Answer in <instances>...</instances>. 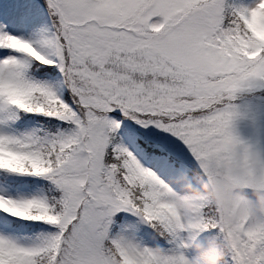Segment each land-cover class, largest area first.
Masks as SVG:
<instances>
[{"label": "snow or ice", "instance_id": "obj_1", "mask_svg": "<svg viewBox=\"0 0 264 264\" xmlns=\"http://www.w3.org/2000/svg\"><path fill=\"white\" fill-rule=\"evenodd\" d=\"M264 100V0H0V264H264V215L203 194ZM194 209V210H193Z\"/></svg>", "mask_w": 264, "mask_h": 264}, {"label": "clouds", "instance_id": "obj_2", "mask_svg": "<svg viewBox=\"0 0 264 264\" xmlns=\"http://www.w3.org/2000/svg\"><path fill=\"white\" fill-rule=\"evenodd\" d=\"M229 153L232 166L209 177L202 188L220 213L236 224L247 216L264 215V152L234 145ZM195 250L202 264H221L225 256V249L213 240L200 242Z\"/></svg>", "mask_w": 264, "mask_h": 264}, {"label": "rangeland", "instance_id": "obj_3", "mask_svg": "<svg viewBox=\"0 0 264 264\" xmlns=\"http://www.w3.org/2000/svg\"><path fill=\"white\" fill-rule=\"evenodd\" d=\"M242 107L249 109L248 118L242 119L237 122L236 128L239 134L252 143H259L264 148V107L260 105L251 104L249 100L242 99L238 101ZM202 236L199 237V241H202ZM211 240H207L209 242ZM207 242L205 244H207ZM190 260L194 261V264H202L198 262V254L195 249H191L186 253Z\"/></svg>", "mask_w": 264, "mask_h": 264}]
</instances>
